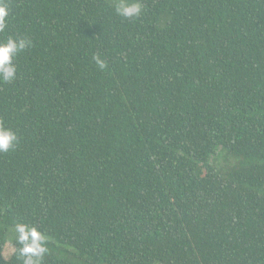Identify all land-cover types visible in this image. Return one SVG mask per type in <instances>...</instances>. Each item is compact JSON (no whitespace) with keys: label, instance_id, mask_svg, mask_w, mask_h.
Returning a JSON list of instances; mask_svg holds the SVG:
<instances>
[{"label":"trees","instance_id":"trees-1","mask_svg":"<svg viewBox=\"0 0 264 264\" xmlns=\"http://www.w3.org/2000/svg\"><path fill=\"white\" fill-rule=\"evenodd\" d=\"M34 42L0 82V264H264V0H8ZM170 14L167 25L160 19ZM4 34H0L2 39ZM106 60L98 70L93 55ZM219 149L252 159L223 170Z\"/></svg>","mask_w":264,"mask_h":264},{"label":"clouds","instance_id":"clouds-1","mask_svg":"<svg viewBox=\"0 0 264 264\" xmlns=\"http://www.w3.org/2000/svg\"><path fill=\"white\" fill-rule=\"evenodd\" d=\"M112 6L118 15L129 19H139L146 11V7L140 0H112ZM11 15V5L8 0H0V82L14 83L18 78V57L25 50H31L35 45L27 35H8V19ZM98 70L105 71L108 68L106 60L100 55H93ZM19 142L17 134L0 120V153H7ZM15 231L18 233L16 244L13 246V254L22 259V264H43L44 257L49 253L50 238L37 227H29L27 224L17 223Z\"/></svg>","mask_w":264,"mask_h":264},{"label":"rangeland","instance_id":"rangeland-1","mask_svg":"<svg viewBox=\"0 0 264 264\" xmlns=\"http://www.w3.org/2000/svg\"><path fill=\"white\" fill-rule=\"evenodd\" d=\"M107 1L112 4V0H107ZM170 19H171V15L165 14L160 19V23H159L160 26L162 27L166 26ZM218 155L220 157H216L215 160L216 163L220 167H222L223 170H229L231 168L241 167V166H249L254 162V160L252 159H246L244 157L234 156L228 150L219 149ZM12 253H13V248L9 245L4 252V257L8 259L12 255Z\"/></svg>","mask_w":264,"mask_h":264}]
</instances>
